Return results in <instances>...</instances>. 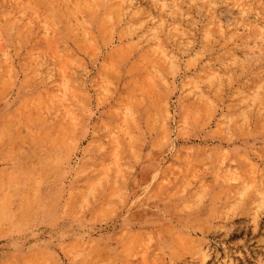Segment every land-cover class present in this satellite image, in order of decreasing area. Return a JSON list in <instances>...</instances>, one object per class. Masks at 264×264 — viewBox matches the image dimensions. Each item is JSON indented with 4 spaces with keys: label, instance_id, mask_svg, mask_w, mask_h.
Masks as SVG:
<instances>
[{
    "label": "rangeland",
    "instance_id": "374dc122",
    "mask_svg": "<svg viewBox=\"0 0 264 264\" xmlns=\"http://www.w3.org/2000/svg\"><path fill=\"white\" fill-rule=\"evenodd\" d=\"M0 264H264V0H0Z\"/></svg>",
    "mask_w": 264,
    "mask_h": 264
}]
</instances>
